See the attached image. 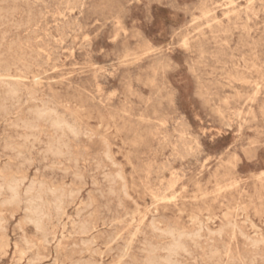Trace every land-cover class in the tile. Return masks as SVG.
<instances>
[{"label":"rangeland","instance_id":"1","mask_svg":"<svg viewBox=\"0 0 264 264\" xmlns=\"http://www.w3.org/2000/svg\"><path fill=\"white\" fill-rule=\"evenodd\" d=\"M50 263L264 264V0H0V264Z\"/></svg>","mask_w":264,"mask_h":264},{"label":"bare ground","instance_id":"2","mask_svg":"<svg viewBox=\"0 0 264 264\" xmlns=\"http://www.w3.org/2000/svg\"><path fill=\"white\" fill-rule=\"evenodd\" d=\"M35 2H36V0H35ZM156 9V8H155ZM12 17H13V15H12ZM217 22H218V20H216ZM195 22V21H194ZM193 22V23H194ZM219 24V23H218ZM14 25H15V23H14ZM207 25H209V24H207ZM48 26V25H47ZM7 32V31H6ZM4 37V36H3ZM58 43V42H57ZM184 45V44H183ZM187 47V46H186ZM58 53V52H57ZM45 54V53H44ZM55 55V54H54ZM188 69H189V67H188ZM45 72V71H44ZM202 75V74H201ZM9 77V76H8ZM38 79V78H37ZM25 80V79H24ZM39 82V81H38ZM258 88V87H257ZM130 92V91H129ZM129 94H131V93H129ZM233 96V95H232ZM224 101V100H223ZM225 101H227V100H225ZM251 102V101H250ZM252 103V102H251ZM213 108V107H212ZM66 109V108H65ZM69 109V108H68ZM39 110V109H38ZM70 110V109H69ZM39 112V111H38ZM237 112V111H236ZM40 114V113H39ZM58 114V113H57ZM42 115V114H41ZM55 115V114H54ZM235 115H237V114H235ZM247 114H245V116H246ZM262 115V114H261ZM39 116V115H38ZM46 116V115H45ZM48 116V115H47ZM33 118V117H32ZM60 119H62V118H60ZM245 120V119H244ZM55 121V120H54ZM23 124V123H22ZM22 124H20V125H22ZM44 124V123H43ZM58 124V123H57ZM227 124H228V122H227ZM247 124V123H246ZM45 125V124H44ZM175 125V124H174ZM42 126V125H41ZM73 126V125H72ZM240 130V129H239ZM61 132V131H60ZM62 132H63V130H62ZM38 133V132H37ZM177 133V132H176ZM28 139V138H27ZM175 139V138H174ZM167 142V141H166ZM122 145V144H121ZM135 146V145H134ZM251 146H253V145H251ZM65 148V147H64ZM243 156V155H242ZM241 156V157H242ZM123 158V157H122ZM244 158V157H243ZM240 159V158H239ZM172 160V159H171ZM245 160V159H244ZM129 161V160H128ZM111 162V161H110ZM127 162V161H126ZM246 162V161H245ZM168 163V162H167ZM131 164V163H130ZM114 166V165H113ZM36 171V170H35ZM132 174V173H131ZM132 176V175H131ZM119 177V176H118ZM121 178V177H120ZM173 178V177H172ZM117 179V178H116ZM122 179V178H121ZM120 180V179H119ZM17 182V181H16ZM21 182V181H20ZM90 185H91V183H90ZM32 186V185H31ZM8 188H9V190H10V199H11V201H13V202H11V203H14V201L16 200V198H17V194H18V192H17V184H15L14 182L12 183V182H10L9 183V185H8ZM91 188V187H90ZM28 189H30V188H28ZM32 189V188H31ZM228 190V189H227ZM19 191V190H18ZM126 191V190H125ZM124 191V192H125ZM89 192V191H88ZM147 192V191H146ZM33 193V192H32ZM220 193V192H219ZM179 194V193H178ZM27 196H28V193H27ZM126 196V195H125ZM150 196V195H149ZM154 196V195H153ZM9 198V197H8ZM30 198H32V197H30ZM35 197H33V199H34ZM152 198V197H151ZM35 200V199H34ZM10 200H8V202H9ZM38 201V200H37ZM61 201V200H60ZM111 201V200H110ZM155 201V200H154ZM165 201V200H164ZM171 201V200H170ZM7 202V201H6ZM28 202H29V200H28ZM59 202V201H58ZM169 202V201H168ZM34 203H36L35 201H34ZM60 203V202H59ZM162 203H164V202H162ZM3 204V203H2ZM32 205H35V204H33L32 203ZM37 205V204H36ZM120 206V205H119ZM57 210V209H56ZM5 211V210H4ZM26 211H27V209H26ZM28 212V211H27ZM40 212V215H41V211L39 210L38 211V213ZM56 212V211H55ZM34 213V212H33ZM84 213V212H83ZM100 213V212H99ZM138 213V212H137ZM155 213V212H154ZM23 214V213H22ZM26 214V213H25ZM57 215V214H56ZM242 215V214H241ZM38 216H39V214H38ZM44 217V216H43ZM47 218V217H46ZM142 218H144V217H142ZM28 221H29V219H27ZM34 220V219H33ZM39 220H40V218H39ZM27 222V221H26ZM31 222H32V220H31ZM41 222V221H40ZM29 223V222H28ZM28 223H26V224H28ZM30 224V223H29ZM213 224V223H212ZM41 223H37V226H39V227H41ZM33 227V226H32ZM35 228V227H34ZM39 229V228H38ZM137 229V228H136ZM40 230V229H39ZM39 230H37L38 232H39ZM113 230V229H112ZM206 230V229H205ZM12 231V230H11ZM136 231V230H135ZM159 231V230H158ZM157 231V232H158ZM4 232V231H3ZM175 232V231H174ZM172 233V232H171ZM213 234H214V232H213ZM12 235V234H11ZM38 235V234H37ZM196 235V234H195ZM194 235V236H195ZM173 236V235H172ZM181 237V236H180ZM132 238V237H131ZM133 238H134V236H133ZM132 238V239H133ZM189 238H190V236H189ZM50 239V238H49ZM61 239H62V235H61ZM181 239V238H180ZM199 239V238H198ZM180 241V240H179ZM45 242H47V240L45 241ZM116 242V241H115ZM131 242H132V240H131ZM130 243V242H129ZM88 244V243H87ZM175 244H176V242H175ZM85 246V245H84ZM111 246H112V244H111ZM127 246V245H126ZM126 246H125V248H126ZM159 246V245H158ZM178 246V245H177ZM55 247V246H54ZM109 247V246H108ZM107 247V248H108ZM173 247V246H172ZM69 248H70V246H69ZM183 248V247H182ZM156 249V248H155ZM163 249V248H162ZM177 249H178V247H177ZM124 250V249H123ZM157 250V249H156ZM172 250V249H171ZM174 250H175V248H174ZM32 251V250H31ZM30 251V252H31ZM155 251V250H154ZM169 251V250H168ZM21 252V251H20ZM157 251H155V253H156ZM60 253V252H59ZM184 253V252H183ZM186 253V252H185ZM216 254H217V252H215ZM228 253V252H227ZM227 253H225V251H224V254H227ZM22 254V253H21ZM58 254V253H57ZM122 254V253H121ZM169 254V253H168ZM173 254V253H172ZM214 254V253H213ZM212 254V255H213ZM186 255V254H185ZM56 256V255H55ZM175 256H176V253H175ZM178 256V255H177ZM227 256H228V254H227ZM124 257V256H123ZM214 257V256H213ZM66 259V258H65ZM160 259V258H159ZM163 259V258H162ZM119 260L120 261H122L120 258H119ZM164 260V259H163ZM55 261V260H54ZM102 262V261H101ZM231 262H233V261H231ZM52 263V262H51ZM50 263V264H51ZM55 263H56V261H55ZM120 263V262H119ZM118 263V264H119ZM174 263H175V261H174ZM72 264V263H71ZM96 264V263H95ZM166 264V263H165ZM167 264H169V263H167Z\"/></svg>","mask_w":264,"mask_h":264}]
</instances>
